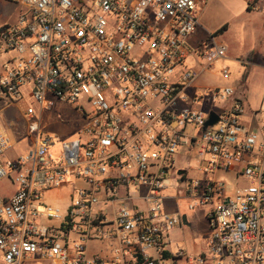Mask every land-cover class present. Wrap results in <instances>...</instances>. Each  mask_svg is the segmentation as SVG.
<instances>
[{
  "label": "built area",
  "instance_id": "1",
  "mask_svg": "<svg viewBox=\"0 0 264 264\" xmlns=\"http://www.w3.org/2000/svg\"><path fill=\"white\" fill-rule=\"evenodd\" d=\"M8 1L20 11L0 26V183L13 186L0 264H264V93L245 120L232 86L199 83L228 51L215 32L193 39L210 0ZM64 106L81 124L54 156L43 115ZM10 132L32 149L4 160ZM191 152L195 170L178 167ZM70 177L65 210L46 203ZM180 200L205 210L206 254L172 251Z\"/></svg>",
  "mask_w": 264,
  "mask_h": 264
},
{
  "label": "rangeland",
  "instance_id": "2",
  "mask_svg": "<svg viewBox=\"0 0 264 264\" xmlns=\"http://www.w3.org/2000/svg\"><path fill=\"white\" fill-rule=\"evenodd\" d=\"M258 2L255 0H211L204 8L200 19L201 27L210 32H215L223 26L226 27L221 34L216 35L222 43L230 46L229 55L231 57L218 60L209 74L200 76L199 83L203 86H239L241 93L238 94L246 114H250L251 111L258 108L261 94L264 91V68L257 65L248 68L237 58V55L242 54L250 43H263L264 31L261 29V20L264 16V7L259 12L253 10ZM19 11L20 7L14 3L11 4L8 1L5 4L0 1V23L15 22ZM249 31L251 39L248 42L246 36ZM256 57H259V54ZM222 67L230 69L229 80L220 78L218 71ZM6 119L10 122L15 118L8 116ZM18 120L15 119V121ZM42 124L47 133H58L61 136L59 141H55L56 144L52 150L53 155L57 156L60 153L61 142L77 138L76 129L81 124V117L72 106H64L58 109L54 108L51 112H45ZM9 135L12 148L4 154V160H12L26 155L32 149L31 141L26 137L18 141L13 133L10 132ZM187 156L189 164H184L183 159L177 158V166H188L194 171L196 167L195 152L188 153ZM190 175L195 176V173ZM216 179L229 185L237 184L233 173L218 172ZM72 185H80V182H75L71 177L68 178L67 184L63 188L44 192V201L65 210L70 203V195L73 192ZM12 190L13 186L7 180L0 183L1 192L10 193ZM179 208L181 214L186 216L187 224L182 228L177 225L175 230L169 234L172 251L181 249L194 257L202 253L206 254V239L209 229L205 219V210L198 208L189 211L185 200H180ZM207 258H209L208 255Z\"/></svg>",
  "mask_w": 264,
  "mask_h": 264
},
{
  "label": "crops",
  "instance_id": "3",
  "mask_svg": "<svg viewBox=\"0 0 264 264\" xmlns=\"http://www.w3.org/2000/svg\"><path fill=\"white\" fill-rule=\"evenodd\" d=\"M1 2H4L5 4H7L8 0H0ZM7 1V2H6ZM211 1V0H210ZM209 1V2H210ZM255 1H259L255 8L253 9L254 11H261V9H263L264 7V0H255ZM208 2V3H209ZM262 2V3H261ZM12 4V2H10ZM16 5V4H15ZM207 6V5H206ZM204 10V9H203ZM19 14V13H18ZM18 16V15H17ZM17 19V18H16ZM14 23V22H13ZM5 24H11V23H8V22H4V23H0V26L2 25H5ZM261 29L264 31V16L262 17V20H261ZM218 30V29H217ZM207 32H210L208 30H205L203 29L202 27L199 28L195 34V36L193 37L194 40H197V39H204L207 35ZM216 32V31H215ZM248 42L249 40L251 39V32L249 31L247 36H246ZM263 43L262 42H257L255 44L253 43H250L249 46L245 49V51L242 53V54H239L237 55V58H239V60H241L242 64L246 65L248 68L252 67V66H261L264 68V33H263ZM227 46V45H226ZM228 48V51H227V55H226V58L225 59H229L231 57V55H229V52H230V46L228 45L227 46ZM257 54H259V57H256ZM243 58V59H242ZM245 84V82H244ZM244 84H243V87H244ZM231 86V85H230ZM234 91H235V96L238 97L240 99V96L238 93H241V91L239 89V86H232ZM264 91L262 92L261 94V98H262V95H263ZM261 101V99H260ZM260 104V102H259ZM250 114H246V117H245V120H248V116ZM184 164H189V163H185ZM186 167V166H185ZM185 167H180V168H185ZM192 173V172H191Z\"/></svg>",
  "mask_w": 264,
  "mask_h": 264
},
{
  "label": "water",
  "instance_id": "4",
  "mask_svg": "<svg viewBox=\"0 0 264 264\" xmlns=\"http://www.w3.org/2000/svg\"><path fill=\"white\" fill-rule=\"evenodd\" d=\"M216 121H217L216 115L214 113H211L210 116H209L208 121L205 124V127L212 126L213 124L216 123ZM179 173H183V171L180 170ZM182 221H183L184 224H187L186 216L185 215L182 216Z\"/></svg>",
  "mask_w": 264,
  "mask_h": 264
},
{
  "label": "trees",
  "instance_id": "5",
  "mask_svg": "<svg viewBox=\"0 0 264 264\" xmlns=\"http://www.w3.org/2000/svg\"><path fill=\"white\" fill-rule=\"evenodd\" d=\"M226 29L225 26H223L222 28L218 29L215 34H221L224 30Z\"/></svg>",
  "mask_w": 264,
  "mask_h": 264
}]
</instances>
